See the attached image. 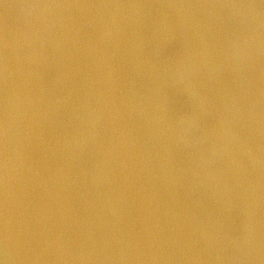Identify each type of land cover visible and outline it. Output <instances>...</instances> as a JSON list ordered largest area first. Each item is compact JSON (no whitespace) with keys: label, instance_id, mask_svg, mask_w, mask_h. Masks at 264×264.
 <instances>
[{"label":"water","instance_id":"95a60500","mask_svg":"<svg viewBox=\"0 0 264 264\" xmlns=\"http://www.w3.org/2000/svg\"><path fill=\"white\" fill-rule=\"evenodd\" d=\"M0 264H264V0H0Z\"/></svg>","mask_w":264,"mask_h":264}]
</instances>
